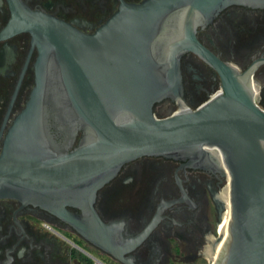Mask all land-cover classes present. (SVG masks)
<instances>
[{
	"label": "water",
	"instance_id": "obj_1",
	"mask_svg": "<svg viewBox=\"0 0 264 264\" xmlns=\"http://www.w3.org/2000/svg\"><path fill=\"white\" fill-rule=\"evenodd\" d=\"M231 4L264 7V0L123 2L93 34L33 12L38 24L24 28H31L44 47L41 68L35 94L17 117L0 158V196L46 208L97 248L134 264L124 254L136 238L123 237L121 222L102 221L94 207L98 190L125 163L146 155L213 163L225 181L229 174L231 213L209 264H264V107L254 98L261 86L253 80L254 68L242 71L223 62L196 36L199 19L211 20ZM180 12L184 35L169 43L165 56H154L161 24ZM51 50L60 64L57 81L78 115L74 118L92 131L68 150L74 125L57 155L41 150V92L47 81L43 67ZM187 50L219 71L222 90L196 108L159 116L156 102L181 96L180 61ZM221 203L219 224L226 211ZM71 207L81 208L82 214Z\"/></svg>",
	"mask_w": 264,
	"mask_h": 264
},
{
	"label": "flooded vegetation",
	"instance_id": "obj_2",
	"mask_svg": "<svg viewBox=\"0 0 264 264\" xmlns=\"http://www.w3.org/2000/svg\"><path fill=\"white\" fill-rule=\"evenodd\" d=\"M142 1L0 0V158L17 117L37 87L44 47L31 28H24L38 24L32 13L50 15L93 34L123 2ZM183 20L180 12L163 21L152 46L154 56H165L169 43L184 35ZM196 36L223 62L242 71L254 68L253 80L261 86L256 94L260 92L264 103V7L231 4L211 20L199 19ZM48 56L43 67L47 81L41 92V150L57 155L74 125L68 150L85 142L92 131L74 118L78 115L67 91L57 81L60 64L56 53L51 50ZM180 67L181 96L156 102L154 110L159 116L182 107L196 108L222 89L219 71L197 52L185 51ZM229 180L228 175L225 183L222 171L213 163L146 155L125 163L98 190L94 207L105 223H122L123 237L136 238V244H130L124 254L132 263L197 264L206 259V245L218 237L221 202L225 199L229 203ZM70 209L82 214L79 207ZM73 243L113 264H124L46 208L17 197L0 196V264H92Z\"/></svg>",
	"mask_w": 264,
	"mask_h": 264
},
{
	"label": "bare ground",
	"instance_id": "obj_3",
	"mask_svg": "<svg viewBox=\"0 0 264 264\" xmlns=\"http://www.w3.org/2000/svg\"><path fill=\"white\" fill-rule=\"evenodd\" d=\"M256 94V93H255ZM228 175L227 174V179H228ZM227 188H228V185H227ZM229 203H227L224 200V202L226 203V211L224 212L223 214V218H222V222H221V225H220V228L218 230V232L221 234V235H224L226 233V231L228 230V226H229V221H230V213H231V206H230V189H229ZM217 241V237L215 239H212L205 247V257L209 260V261H212L213 260V255H214V251L216 249V246L215 243Z\"/></svg>",
	"mask_w": 264,
	"mask_h": 264
},
{
	"label": "built area",
	"instance_id": "obj_4",
	"mask_svg": "<svg viewBox=\"0 0 264 264\" xmlns=\"http://www.w3.org/2000/svg\"><path fill=\"white\" fill-rule=\"evenodd\" d=\"M222 89L220 88L219 90L216 91L215 94L219 93ZM214 94V95H215ZM254 98H255V101L259 104H261V101H260V92H258V94H254ZM73 246H75L76 248H78L81 252L85 253L88 255V257L90 258L92 264H113L112 262L110 261H107L105 258H103V256L99 255V254H95V253H92L90 251H87L86 249L76 245L73 243Z\"/></svg>",
	"mask_w": 264,
	"mask_h": 264
},
{
	"label": "rangeland",
	"instance_id": "obj_5",
	"mask_svg": "<svg viewBox=\"0 0 264 264\" xmlns=\"http://www.w3.org/2000/svg\"><path fill=\"white\" fill-rule=\"evenodd\" d=\"M261 105L264 107V103L261 102ZM226 182V181H225ZM81 246H84L83 244L80 243ZM197 264H209V260L206 258H203L201 260V262L197 263Z\"/></svg>",
	"mask_w": 264,
	"mask_h": 264
}]
</instances>
